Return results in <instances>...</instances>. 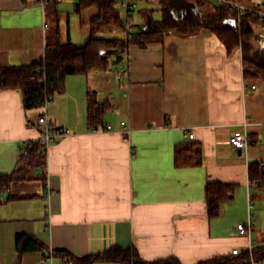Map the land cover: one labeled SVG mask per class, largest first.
Wrapping results in <instances>:
<instances>
[{
	"label": "crops",
	"instance_id": "1",
	"mask_svg": "<svg viewBox=\"0 0 264 264\" xmlns=\"http://www.w3.org/2000/svg\"><path fill=\"white\" fill-rule=\"evenodd\" d=\"M171 8L178 17L202 9L189 0ZM151 10L143 11L147 21ZM47 17L41 0H0V65L45 64L56 42ZM252 43L264 47V28ZM244 65L241 48L228 51L203 27L129 44L107 70L68 76L42 108L26 110L20 88L0 89V176L15 167L21 143L41 137L42 114L65 131L47 149L46 185L25 190L39 195L0 204V264H73L55 251L87 255L114 245L146 260L197 264L261 246L264 188L249 167L264 166V77ZM91 96L109 104L100 118L89 119ZM237 130L248 134L247 150L230 144ZM191 142L201 145L203 163L177 166L176 147ZM251 214L250 234L240 232ZM20 233L46 248L20 253Z\"/></svg>",
	"mask_w": 264,
	"mask_h": 264
},
{
	"label": "trees",
	"instance_id": "2",
	"mask_svg": "<svg viewBox=\"0 0 264 264\" xmlns=\"http://www.w3.org/2000/svg\"><path fill=\"white\" fill-rule=\"evenodd\" d=\"M172 0H158L161 16L151 18L144 25H136L132 19L133 13L126 18L122 16L114 0H78L75 10L81 12L90 7H96L97 12L91 17L89 37L83 45L72 41L70 33L63 41L60 29L53 30L56 42L47 45L45 64L38 65H0V89L20 88L24 95L26 110L44 107L48 99L56 93L65 90L67 77L74 74H91L105 71L110 66V60L120 49H126L135 43L145 47L148 43L162 41L169 32L182 35L195 33L205 27L214 32L226 46L228 51L241 48L243 61L253 68L249 74L264 77V47L255 48L252 40L257 35V27L264 28V18L255 12L247 11L238 18L237 11L227 4H217L213 0H189L197 8H187L182 16H177L172 10ZM256 1L262 0H233ZM264 1V0H263ZM61 0H46L47 13L55 12L59 21L58 5ZM58 23V22H57ZM116 26L123 30L124 35L107 37L98 33L102 28ZM133 33V38L126 37L125 31ZM246 72V73H248ZM109 109L108 103H99L92 96L89 100V119H97ZM41 131H43L41 129ZM53 132L59 129L53 128ZM175 162L177 166H197L203 163L201 145L186 143L176 147ZM249 174L252 181H256L260 188H264V171L259 164H251ZM31 181L46 185L47 182V150L40 139L21 143L18 158L13 170L0 176V204L14 199L36 197V192L22 190V186ZM209 191L210 193L212 190ZM211 195V194H210ZM16 246L20 253L45 249L44 242L35 235L20 233L16 237ZM73 264H93L96 261H120L127 264H182L176 257L146 260L132 248H122L114 245L102 252L87 255H74L67 251H55ZM255 260L264 264V248L261 246L253 250ZM251 255L248 250L237 254H222L202 260L197 264H239L249 263ZM248 261V262H247Z\"/></svg>",
	"mask_w": 264,
	"mask_h": 264
},
{
	"label": "built area",
	"instance_id": "3",
	"mask_svg": "<svg viewBox=\"0 0 264 264\" xmlns=\"http://www.w3.org/2000/svg\"><path fill=\"white\" fill-rule=\"evenodd\" d=\"M46 0H41L43 4H45ZM116 2V6L120 11H123L126 16L129 14L133 13L137 6L138 2L137 0H114ZM215 3L221 5V4H227L229 6H232L238 14V18H240L242 15H244L247 11L250 12H255L259 14L262 18H264V6L262 4H257V3H252L250 1H233V0H213ZM126 37L129 39L133 38V33L129 30L125 31ZM125 49H120L117 51V54L122 56L124 53ZM128 67L125 66L122 68V73L127 72ZM244 70L245 71H253V68L244 65ZM51 100L48 99V102ZM39 123L42 126V134L41 137L39 138L42 145L44 146V149L47 150L49 145L56 141L57 138L64 134L65 131L59 130V132H53L52 129L54 128V120L50 118L46 113L42 114L39 117ZM107 128H111L110 125L107 126ZM190 138H193V134H190ZM230 144L236 148V149H241V150H247L250 144V138L248 134L243 131V130H237L234 134H232L229 138ZM255 215H250L248 218L247 223H241L238 225V229L242 233H247L250 234L253 226L255 225L254 222ZM262 247L264 248V243L262 244ZM249 252L251 255V260L249 261L248 264H259L257 260L253 257V246H250ZM232 253L237 254L239 253V250L236 248L232 251Z\"/></svg>",
	"mask_w": 264,
	"mask_h": 264
},
{
	"label": "rangeland",
	"instance_id": "4",
	"mask_svg": "<svg viewBox=\"0 0 264 264\" xmlns=\"http://www.w3.org/2000/svg\"><path fill=\"white\" fill-rule=\"evenodd\" d=\"M77 1L78 0H62L59 3V21L57 20L55 12L48 13L47 18L52 24V32L57 28V26L59 27L63 41L67 40L68 31H70L73 42L78 45H83L87 41L86 37L89 35V31H87V29L89 28L91 17L97 12V8L93 6L84 9L81 12H77L75 10V3ZM160 8V5L157 3H149L144 0H138V6L133 12L132 19L136 25H144L147 21L143 14L144 9H154L153 17L157 19L161 16ZM201 8L204 9L205 7L203 6ZM121 14L125 18L127 17L123 11H121ZM112 28L115 30L114 32L112 31ZM98 34L107 37H115L124 35V32L118 27L111 25L110 28H102ZM38 183L39 182L37 181L27 182L22 186V190L34 189Z\"/></svg>",
	"mask_w": 264,
	"mask_h": 264
},
{
	"label": "water",
	"instance_id": "5",
	"mask_svg": "<svg viewBox=\"0 0 264 264\" xmlns=\"http://www.w3.org/2000/svg\"><path fill=\"white\" fill-rule=\"evenodd\" d=\"M183 3H184V5L189 4L187 1H184ZM174 4H175V0H172L170 3V6H174ZM263 170H264V166H263Z\"/></svg>",
	"mask_w": 264,
	"mask_h": 264
},
{
	"label": "bare ground",
	"instance_id": "6",
	"mask_svg": "<svg viewBox=\"0 0 264 264\" xmlns=\"http://www.w3.org/2000/svg\"><path fill=\"white\" fill-rule=\"evenodd\" d=\"M248 262V261H247Z\"/></svg>",
	"mask_w": 264,
	"mask_h": 264
}]
</instances>
